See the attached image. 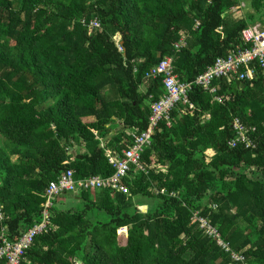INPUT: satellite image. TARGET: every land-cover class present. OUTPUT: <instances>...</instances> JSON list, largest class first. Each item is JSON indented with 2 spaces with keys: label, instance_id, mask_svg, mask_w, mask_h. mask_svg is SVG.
Wrapping results in <instances>:
<instances>
[{
  "label": "trees",
  "instance_id": "1",
  "mask_svg": "<svg viewBox=\"0 0 264 264\" xmlns=\"http://www.w3.org/2000/svg\"><path fill=\"white\" fill-rule=\"evenodd\" d=\"M237 3L0 0V135L11 144L0 139V232L14 239L39 221L45 188L61 171H114L105 151L121 154L132 132L147 128L164 89L161 77L144 74L161 58L170 55L179 80L192 81L242 45L243 27L264 26V0H249L252 12L230 20ZM93 18L99 27L90 29ZM212 85L208 93L192 84L187 101L157 123L140 153L145 170L132 166L123 179L128 192L82 190V207L52 206L51 228L20 264H229L194 212L248 264H264V71ZM235 116L254 127V148L228 144ZM115 119L122 128L99 146ZM73 146L81 147L74 155ZM137 196L152 205L141 210Z\"/></svg>",
  "mask_w": 264,
  "mask_h": 264
},
{
  "label": "built area",
  "instance_id": "2",
  "mask_svg": "<svg viewBox=\"0 0 264 264\" xmlns=\"http://www.w3.org/2000/svg\"><path fill=\"white\" fill-rule=\"evenodd\" d=\"M198 25L195 22L194 27ZM87 26L92 28L99 27L97 19H90ZM241 46H235L225 56L216 57L212 64L206 66L192 81H180L177 74L173 71L172 57L166 55L155 65L150 67L144 74L147 78L161 77L163 93L159 99L150 104V114L148 117L147 128L139 133L132 132V142L122 149L121 154H106L108 162L114 167V171L107 176L89 175L82 178H75L73 169L61 171L55 179L48 182L44 201L41 203L40 219L27 227L21 234L9 239L3 228L0 232V264H20L25 250L33 242L36 235L47 232L51 228L50 212L55 197L66 191L94 190L107 188L110 191L128 192V187L123 179L133 166L134 170H145L141 162V151L144 146L149 144L150 136L157 123L162 119L168 118L169 110L178 101H187V91L192 84L201 86L208 93H213L215 87L212 81L216 78L225 77L230 81L233 78H248L254 75V67L259 66L264 71V26L258 22L251 23L243 27L240 31ZM185 35L182 34L173 46L176 50L185 42ZM118 49L122 50L118 45ZM244 66L245 70L240 68ZM217 100L220 97L215 96ZM231 126L234 130L233 137L228 141L231 147L242 145L244 148H254L255 142L251 136L254 127L246 126L239 117L231 119ZM155 193H166L164 188L154 189ZM169 196H175L174 191L167 193ZM215 207V205H212ZM5 217L0 204V220ZM193 218L199 221V226L204 228L207 234L213 236L225 252L228 253L229 264H248L245 255L241 251L234 250L228 242L224 241L219 232L209 224L208 220L197 216L194 212ZM74 264H80L76 260Z\"/></svg>",
  "mask_w": 264,
  "mask_h": 264
},
{
  "label": "crops",
  "instance_id": "3",
  "mask_svg": "<svg viewBox=\"0 0 264 264\" xmlns=\"http://www.w3.org/2000/svg\"><path fill=\"white\" fill-rule=\"evenodd\" d=\"M88 121L92 120V117H87ZM115 127L103 138H101L99 146H103L106 144L108 138L110 136H112L113 134H115L119 129L122 128V122L120 120L115 119ZM81 149V147H77V146H73L71 147V152L74 155L76 149ZM106 154L108 152H110V149H107ZM78 191H66L63 193L58 194L55 199L53 200V205L54 207L58 208V209H72L75 210L78 207H82L81 206V201L78 198ZM149 200H153V199H149ZM139 207L141 208V210L146 211L147 207L149 205H152V201H146V200H140L139 201Z\"/></svg>",
  "mask_w": 264,
  "mask_h": 264
},
{
  "label": "rangeland",
  "instance_id": "4",
  "mask_svg": "<svg viewBox=\"0 0 264 264\" xmlns=\"http://www.w3.org/2000/svg\"><path fill=\"white\" fill-rule=\"evenodd\" d=\"M252 10H253L252 7L249 5V0H238L237 5L233 6L227 14L229 15L230 20H235L247 12H252ZM0 139L2 140L3 143L5 142L6 144H8V146H11V144L8 141H6V139L4 137H2V135H0ZM3 143L1 145L3 146V148L6 149V147ZM135 200H137V201H140V200L151 201V200H149V198L142 197V196L141 197L140 196L135 197Z\"/></svg>",
  "mask_w": 264,
  "mask_h": 264
},
{
  "label": "water",
  "instance_id": "5",
  "mask_svg": "<svg viewBox=\"0 0 264 264\" xmlns=\"http://www.w3.org/2000/svg\"><path fill=\"white\" fill-rule=\"evenodd\" d=\"M75 260H76L78 263H80V261H79L78 259L75 258Z\"/></svg>",
  "mask_w": 264,
  "mask_h": 264
}]
</instances>
